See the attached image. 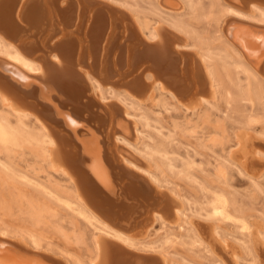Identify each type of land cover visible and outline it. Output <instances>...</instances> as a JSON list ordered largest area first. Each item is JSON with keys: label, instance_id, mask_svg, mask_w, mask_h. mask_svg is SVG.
Segmentation results:
<instances>
[{"label": "bare ground", "instance_id": "6f19581e", "mask_svg": "<svg viewBox=\"0 0 264 264\" xmlns=\"http://www.w3.org/2000/svg\"><path fill=\"white\" fill-rule=\"evenodd\" d=\"M154 1L169 20L154 22L158 13L131 10L137 0H0V264H166L167 254L155 253L174 239L175 227L204 245L210 264H224L201 240V224L190 219L200 216L194 203L150 171L157 172L159 152L139 126L156 130L146 104L166 112L172 103L189 117L202 112L209 118L211 102L220 97L218 81L229 79L230 70L197 32L186 30L182 12L194 13L195 0ZM214 1L235 69L243 67L264 85V0ZM248 135H236L216 177L225 178L228 167L243 174L248 160L238 156L249 153ZM142 138L149 141L139 149ZM4 154L13 165L29 157L28 167L45 186L14 175ZM163 159L173 173L172 161ZM207 202L210 214L203 217L232 222L249 239L240 246L250 264H260L261 229L230 215L222 193ZM155 224L159 235L150 238ZM206 230L219 245L215 226ZM54 237L71 252L52 250ZM220 245L240 264L234 248Z\"/></svg>", "mask_w": 264, "mask_h": 264}, {"label": "rangeland", "instance_id": "374dc122", "mask_svg": "<svg viewBox=\"0 0 264 264\" xmlns=\"http://www.w3.org/2000/svg\"><path fill=\"white\" fill-rule=\"evenodd\" d=\"M194 2L196 7L194 13H190L187 10L182 12L184 13L182 21L185 23V28L189 32H197L198 36L204 41V47L211 51L217 62H223L225 67L230 70V78H225L226 80L223 78L222 82L218 81L220 97L211 102L212 107H209L208 110L209 118L205 119L204 115L201 116L202 112L189 117V115L183 114L178 108H173L171 106L172 103L166 112L153 104H146L144 111L150 119L151 128L153 129L156 124V130H159L161 134H158L156 130H146L142 125L139 126V130L151 138L149 144L159 152L153 156L157 172L153 167L150 171L156 174L161 182L167 179L170 183L167 187L170 190L194 203L200 216L196 214L189 216L190 219L196 221L199 225L201 224V232L200 230L198 232L201 240L210 246L214 254L217 253L216 256L225 261L224 264L234 263L229 252L223 253L220 245H223V243L228 244V246L237 251L236 253L240 257V264H250V258L240 246L243 241H249L248 237L240 235L230 221L210 219L203 217V215L205 212L210 214V205L207 201L210 200L211 196L214 193H222L227 200V212L232 216L253 223L254 228H252L255 230L261 229V234L264 237V173L261 172L264 171V85L259 79L253 80L243 67L235 69L234 57L221 40L218 27L222 14L215 1L195 0ZM131 7V10L135 8L148 14L158 13L157 17H153L154 22L162 19L165 21L169 20L168 16L159 13V8L154 0H137L135 3L131 2ZM234 69L238 72V83L234 78ZM226 83L227 85H225ZM238 85L239 89L237 88ZM223 86L225 87L224 89L229 91V96L226 95L227 97ZM249 114L253 115L252 118H256L255 122H249ZM199 115L200 117H198ZM187 120L189 122L186 124ZM218 126H223L222 129L224 128V130H220ZM244 132L249 134L247 138L252 141L249 139L251 142L248 143L245 149V153H249L244 155V158L238 156L240 162H244L245 158L248 161L251 160L246 162L243 174L236 172L233 167H228L225 178L216 177V166L224 161L229 151L234 149L236 135H241ZM216 139L220 143H217L219 141H215ZM141 141L148 142L149 140L142 138L137 141V144H135L139 149L142 147L140 146ZM255 151L258 152L257 155L254 154ZM163 157L172 161V165L175 167L173 173H169L166 170L167 160L163 159ZM3 159L10 165L11 172H14V175H21L34 181L38 180L37 182H41L45 186L42 175L39 174V176L35 177L30 169V164L28 167V161L31 160L29 157L26 156L23 160H18L19 162H16L18 165H13L11 159L6 157L5 154ZM242 159L243 161H241ZM247 164L249 165L247 166ZM256 170L257 172H255ZM252 181H255L256 185ZM164 193L172 199L169 192L164 191ZM167 211L165 207H160V212L162 215L164 213L165 219L172 221ZM136 221L138 223H136L135 228L140 227L141 219L137 218ZM206 225L215 226L218 238L221 241L219 245L213 240L211 232L206 230ZM158 229L159 226L155 224L149 234L150 238L159 235V232L155 231ZM172 235L174 239L167 246L156 250L157 253H155V255L162 257L166 253V264H181L183 262L187 264H210L213 260V257L205 252L204 245L194 243L190 235L186 237L185 232H178L176 227L172 231ZM86 236L89 238L90 233L87 232ZM50 241L52 250L71 252L69 248L63 246L55 237ZM261 246L259 247L260 249L257 248L259 250L257 253H259L258 257L260 256V264H264V250ZM84 249L85 247L81 249V256L83 261L87 263Z\"/></svg>", "mask_w": 264, "mask_h": 264}]
</instances>
